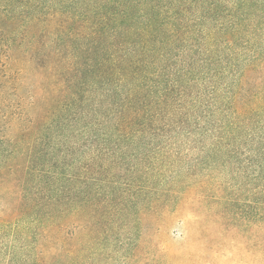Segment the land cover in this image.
Returning a JSON list of instances; mask_svg holds the SVG:
<instances>
[{
	"label": "trees",
	"instance_id": "obj_1",
	"mask_svg": "<svg viewBox=\"0 0 264 264\" xmlns=\"http://www.w3.org/2000/svg\"><path fill=\"white\" fill-rule=\"evenodd\" d=\"M0 253L264 264V0H0Z\"/></svg>",
	"mask_w": 264,
	"mask_h": 264
},
{
	"label": "rangeland",
	"instance_id": "obj_2",
	"mask_svg": "<svg viewBox=\"0 0 264 264\" xmlns=\"http://www.w3.org/2000/svg\"><path fill=\"white\" fill-rule=\"evenodd\" d=\"M169 226H170V228L164 227V226L160 227V229H159L160 233H159L158 239L160 238L162 240V242H164V243L178 242L176 240H178L179 236L186 233L185 215L183 217L178 218L175 222L171 223ZM230 242L233 243L232 241H230ZM2 256H3V254L0 253V261H2ZM236 260L228 262V261H224L222 259H219V260H217L216 264H238L236 262Z\"/></svg>",
	"mask_w": 264,
	"mask_h": 264
}]
</instances>
